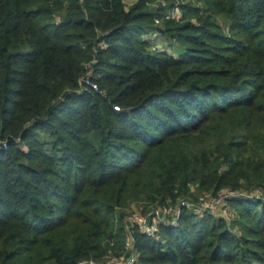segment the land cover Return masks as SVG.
Segmentation results:
<instances>
[{"label":"trees","instance_id":"trees-1","mask_svg":"<svg viewBox=\"0 0 264 264\" xmlns=\"http://www.w3.org/2000/svg\"><path fill=\"white\" fill-rule=\"evenodd\" d=\"M147 2L0 0V264L100 260L131 202L264 187V0H190L161 26ZM92 59L103 94L75 92ZM228 207L134 229L138 263L264 264V200Z\"/></svg>","mask_w":264,"mask_h":264},{"label":"built area","instance_id":"built-area-1","mask_svg":"<svg viewBox=\"0 0 264 264\" xmlns=\"http://www.w3.org/2000/svg\"><path fill=\"white\" fill-rule=\"evenodd\" d=\"M127 5L138 0H124ZM183 4V3H182ZM181 3L175 2L169 5L170 10L164 11L166 5H158L155 9L163 8L162 17H155V24H160L162 19L178 20L181 17ZM151 47V46H150ZM151 49H157L151 47ZM92 59L85 66V72L79 80V86L75 92H82L86 88L93 89L101 94L97 81L94 79V71L91 65ZM0 146L6 147L4 141H0ZM250 189V190H247ZM240 197L264 200V190L262 187H224L215 194H203L197 199L180 197L175 202L166 200L164 203L149 204L146 201H134L120 210L124 212L122 219L124 229V241L120 254H115L108 249L100 259H84L77 264H139L135 252L134 229H138L149 237H158L162 226H175L183 211H187L195 216L211 215L223 217L230 221L232 213L228 207V201ZM134 204L135 206H133ZM134 207V208H133ZM118 220H115V223ZM110 246L113 240L109 241Z\"/></svg>","mask_w":264,"mask_h":264},{"label":"rangeland","instance_id":"rangeland-1","mask_svg":"<svg viewBox=\"0 0 264 264\" xmlns=\"http://www.w3.org/2000/svg\"><path fill=\"white\" fill-rule=\"evenodd\" d=\"M190 0H148V2L146 3V7H148L149 9H155L158 5H163V3L166 5L164 11L170 10V8L168 7L169 5H171L172 3L178 2V3H186L189 2ZM193 4L195 3L194 0L192 2ZM197 5V4H196ZM158 26H161L162 23L160 24H155ZM144 39H146L149 42V45L151 47H156L158 51H166L169 54L172 55H178V53L181 51V46L179 45V43L172 37L166 36V35H162L159 33H153V32H148L147 34L142 36ZM264 189V187H262ZM195 189V187L193 188ZM192 189V190H193ZM193 192H196L193 190ZM201 195H199V193H196V198L200 197ZM133 206H135L134 204H132ZM134 208V207H133ZM117 227V233L114 236V245L111 247V251L114 252L115 254H119L121 252L122 249V245H123V241H124V237L123 236H118V232H119V223L115 224ZM115 227L112 231V233L114 234ZM123 235V234H122ZM122 242V243H121Z\"/></svg>","mask_w":264,"mask_h":264}]
</instances>
